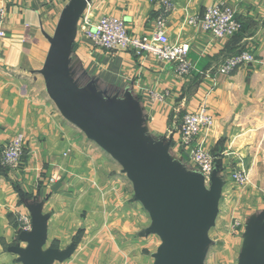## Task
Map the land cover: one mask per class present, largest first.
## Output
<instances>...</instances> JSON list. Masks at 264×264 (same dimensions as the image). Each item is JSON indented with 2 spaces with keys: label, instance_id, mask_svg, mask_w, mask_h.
Returning a JSON list of instances; mask_svg holds the SVG:
<instances>
[{
  "label": "crops",
  "instance_id": "1",
  "mask_svg": "<svg viewBox=\"0 0 264 264\" xmlns=\"http://www.w3.org/2000/svg\"><path fill=\"white\" fill-rule=\"evenodd\" d=\"M170 43L189 45L192 73L172 64L95 47L83 21L115 17L137 36L151 35L160 0H0V154L23 134L18 173H0V264H164L161 230L142 186L110 154L56 109L52 63L61 50L60 88L76 117L113 139L143 166L178 209L204 264H264V0H170ZM217 4L231 7L241 34L216 39L187 24ZM241 48L255 62L219 76ZM50 88V90H49ZM161 98L157 99L154 96ZM204 105L213 118L199 141L217 162L205 182L179 148L182 117ZM247 175L244 186L232 172ZM16 187L20 194L16 192ZM34 210V229L19 218ZM238 224V227H235ZM236 228V229H234ZM73 246L67 259L62 252Z\"/></svg>",
  "mask_w": 264,
  "mask_h": 264
},
{
  "label": "built area",
  "instance_id": "2",
  "mask_svg": "<svg viewBox=\"0 0 264 264\" xmlns=\"http://www.w3.org/2000/svg\"><path fill=\"white\" fill-rule=\"evenodd\" d=\"M159 3L160 9L151 35L137 36L128 32L123 20L115 17H102L95 22L88 19L83 21L84 37L95 47L106 51H122L136 57H147L172 64L177 75L187 77L193 71V66L188 60L189 45L169 42L165 27L167 18L174 7L170 0H160ZM4 20L5 9L0 6V39L6 36L1 28ZM187 24L198 26L203 32L211 34L216 39L231 38L242 29V23L235 11L225 4L206 8L200 18L192 17ZM254 62V55L245 48L240 53L224 59L217 68L216 74L228 76L234 70L249 66ZM154 97L161 98L158 95ZM212 124V116L202 105L195 113L185 114L178 129L180 150L188 162L199 170L205 182H209L215 165L213 156L205 149L203 141H199V138L203 132L211 128ZM25 154V139L23 135L17 134L3 147L0 154V166L8 172L18 173L22 169ZM230 177L239 186L247 183V175L242 171L232 172ZM19 223L23 232L30 231L31 222L28 215L21 216ZM235 227H238V224H235Z\"/></svg>",
  "mask_w": 264,
  "mask_h": 264
},
{
  "label": "water",
  "instance_id": "3",
  "mask_svg": "<svg viewBox=\"0 0 264 264\" xmlns=\"http://www.w3.org/2000/svg\"><path fill=\"white\" fill-rule=\"evenodd\" d=\"M77 1L81 2L85 7H87L89 3V0ZM59 40L63 42L60 46L61 50L67 49V44H64L67 40L65 31L60 32ZM61 50H59L56 56L57 60L51 64L52 70L56 75L52 79L54 88L50 92V97L60 114L79 128L90 140L110 154L112 158L142 186L144 201L148 205L154 220L157 221L161 230L165 248V256L163 255L164 264H204L206 248L202 247L201 244L195 240L188 229L182 213L172 205L168 198H166L156 184L149 178L142 164L122 145L104 136L98 130L86 126L76 117V113L66 99V96L62 93L59 85L62 75V72H60ZM216 173L217 167L214 166L209 181L213 180ZM202 179L204 180L203 176ZM33 214L34 210H31L30 232L34 229ZM30 232L25 234H29ZM73 248V246H70L62 252L59 260L67 259L71 255ZM22 262L23 264H51L52 260L50 259V261L46 263H39L33 257V254L28 252L26 255L22 256Z\"/></svg>",
  "mask_w": 264,
  "mask_h": 264
},
{
  "label": "trees",
  "instance_id": "4",
  "mask_svg": "<svg viewBox=\"0 0 264 264\" xmlns=\"http://www.w3.org/2000/svg\"><path fill=\"white\" fill-rule=\"evenodd\" d=\"M241 23H242V22H241ZM242 29H243V24H242ZM242 29H241L236 35L232 36L231 38H234L235 36L241 34ZM242 50H244V48H241V49L237 50L235 53H233V54L230 55L229 57L234 56V55L240 53ZM227 58H228V57H227ZM25 156H26V155H25ZM212 156H213V155H212ZM213 158H214V157H213ZM24 160H25V157H24ZM216 164H217V162H216L215 159H214V165L216 166ZM6 172H8V171H7L5 168H3V167L0 166V173H1V174H5ZM14 188H15L16 192H18L19 194L21 193V192H19V190H18L16 187H14ZM20 195H21V194H20Z\"/></svg>",
  "mask_w": 264,
  "mask_h": 264
},
{
  "label": "rangeland",
  "instance_id": "5",
  "mask_svg": "<svg viewBox=\"0 0 264 264\" xmlns=\"http://www.w3.org/2000/svg\"><path fill=\"white\" fill-rule=\"evenodd\" d=\"M56 109H57V107H56ZM57 111L59 112V110H58V109H57ZM59 113H60V112H59ZM19 134H21V133H19ZM16 135H17V134H16ZM16 135H15V136H16ZM21 135H23V134H21ZM23 137H24V136H23ZM234 229H236V228H234Z\"/></svg>",
  "mask_w": 264,
  "mask_h": 264
}]
</instances>
